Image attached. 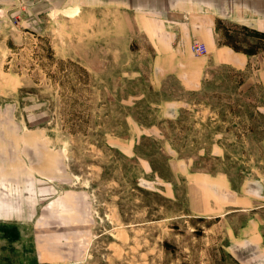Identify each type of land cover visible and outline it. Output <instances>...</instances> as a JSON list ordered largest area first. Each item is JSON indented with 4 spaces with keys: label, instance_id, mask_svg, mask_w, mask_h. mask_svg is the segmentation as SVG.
Here are the masks:
<instances>
[{
    "label": "rangeland",
    "instance_id": "1",
    "mask_svg": "<svg viewBox=\"0 0 264 264\" xmlns=\"http://www.w3.org/2000/svg\"><path fill=\"white\" fill-rule=\"evenodd\" d=\"M156 55L115 6L0 1V159L28 173L34 205L0 222V264H246L228 248L241 219L192 213L186 185L264 181V84L211 64L184 89Z\"/></svg>",
    "mask_w": 264,
    "mask_h": 264
},
{
    "label": "crops",
    "instance_id": "2",
    "mask_svg": "<svg viewBox=\"0 0 264 264\" xmlns=\"http://www.w3.org/2000/svg\"><path fill=\"white\" fill-rule=\"evenodd\" d=\"M7 1V0H0ZM33 6L60 7L69 3L111 5L142 22L153 42L154 68L159 76H174L184 89H195L211 64L244 70V83L264 84V49L257 43L236 46L225 37L221 23H236L264 39V0H26ZM194 41L206 47L203 55L191 49ZM264 154V139L262 140ZM0 164V222L27 221L33 211L28 173ZM17 169V167H16ZM186 185L189 210L201 217H239L228 242L230 253L246 264H264V181L243 179L230 185L227 176L191 173Z\"/></svg>",
    "mask_w": 264,
    "mask_h": 264
},
{
    "label": "built area",
    "instance_id": "3",
    "mask_svg": "<svg viewBox=\"0 0 264 264\" xmlns=\"http://www.w3.org/2000/svg\"><path fill=\"white\" fill-rule=\"evenodd\" d=\"M191 49L196 54H204V52H206V47L204 44L198 41L192 42Z\"/></svg>",
    "mask_w": 264,
    "mask_h": 264
}]
</instances>
